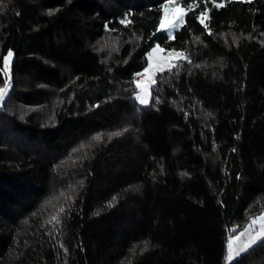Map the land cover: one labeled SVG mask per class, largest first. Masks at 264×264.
<instances>
[{
  "label": "trees",
  "instance_id": "16d2710c",
  "mask_svg": "<svg viewBox=\"0 0 264 264\" xmlns=\"http://www.w3.org/2000/svg\"><path fill=\"white\" fill-rule=\"evenodd\" d=\"M196 2L169 39L165 0H4L0 264H224L264 212V0ZM156 45L188 59L141 106Z\"/></svg>",
  "mask_w": 264,
  "mask_h": 264
},
{
  "label": "snow or ice",
  "instance_id": "6c2138e0",
  "mask_svg": "<svg viewBox=\"0 0 264 264\" xmlns=\"http://www.w3.org/2000/svg\"><path fill=\"white\" fill-rule=\"evenodd\" d=\"M10 2V0H9ZM203 2V0H201ZM250 2V0H249ZM199 7V3L196 2V0H193L192 4H188L187 6H181L177 0H165V3L162 5V15L159 17L158 21V26L156 31H164L168 34V36H172V29H175L179 27L180 25L184 24V15L190 10H192L193 7ZM214 6L216 8H221L224 7V3H215ZM4 7H6L4 0H0V10H2ZM51 14V13H50ZM200 21L202 25L207 27L205 24V20L208 19V13L206 10V5H205V10L201 11L198 16L196 17ZM122 24H128L130 23L129 20L124 19L121 20ZM211 35V32H209ZM235 42V38L234 41ZM164 52V49L161 48L159 45H156V47L152 48L151 52L148 53V67L145 68L143 73H140L142 77H146V82L141 83V81L136 82V87L141 90V94H138L136 96V99L141 103V104H146L147 103V98L150 96V91L149 88L151 85L155 84L156 81L154 79V76L157 72H163L165 66H167L169 69L177 67L175 63L165 61L164 63L157 64L155 67L153 65V59L158 53ZM13 53L11 51L8 52L7 56L4 57V70L7 71L9 68V63L10 59L12 57ZM168 57L171 58L173 55L176 57L188 59V57L185 55L183 52H175V50L168 52ZM189 63L191 61L189 60ZM199 67V65H197ZM7 87L8 83L5 82V87L0 88V100H3L6 93H7ZM112 135L119 136L121 135L120 132L113 133ZM96 140H100V136L95 137ZM59 212H63L64 209L61 207ZM56 221L57 223L59 222L58 216L54 215L51 217V220L49 221ZM257 223L260 224V230L255 234L251 235L250 238L244 242L243 244H240L239 247H237V244L241 241L242 237L249 235L253 229V226L256 225ZM235 232V229L232 230ZM264 240V212L258 217L252 218L251 222L249 225L239 233V235L235 236H229L228 241H227V255H226V261L227 264H231V262L238 256H240L242 253L247 252L250 248H252L253 245H255L258 241ZM147 243V242H145Z\"/></svg>",
  "mask_w": 264,
  "mask_h": 264
},
{
  "label": "rangeland",
  "instance_id": "374dc122",
  "mask_svg": "<svg viewBox=\"0 0 264 264\" xmlns=\"http://www.w3.org/2000/svg\"><path fill=\"white\" fill-rule=\"evenodd\" d=\"M235 1H249V0H235ZM161 12H162V8H161ZM184 18H185V15H184ZM183 25V24H182ZM182 25H180L179 27H177V28H175V29H172L171 31H172V36H168V34L166 33V32H164V31H160V32H162V33H164L165 35H167V37L169 38V39H172V37H173V35H174V33L176 32V31H178L180 28H181V26ZM156 47V46H155ZM151 52V51H150ZM149 52V53H150ZM164 53H166V52H162V53H158V54H156V56L154 57V59H153V65H154V67L157 65V64H160V63H164L165 61H169V62H172V63H174L179 57H176L175 55H173V57H171V58H169L168 57V55H164ZM167 54H168V52H167ZM148 57V56H147ZM146 67H148V59H147V66ZM168 70H170L167 66H165V68H164V71H168ZM163 71V72H164ZM144 72V71H143ZM142 72V73H143ZM158 73V72H157ZM146 82V77H144V79H143V81L141 82L142 84L143 83H145ZM149 91H150V93H151V87L149 88ZM138 94H141V90L138 88ZM149 98H150V96H148V98H147V103L146 104H141L140 102V104H141V106H145V105H147L148 103H149ZM1 102H2V100H0V104H1ZM261 215V214H260ZM260 215H257V216H253V217H249L247 220V223L244 225V227L242 228V230H240L237 234H235V235H239V233L241 232V231H243L248 225H249V223L251 222V219L252 218H255V217H258V216H260ZM260 230V224L259 223H257L256 225H254L253 226V229H252V231H251V233L249 234V235H246V236H244V237H242V239H241V241L237 244V247H239V245L240 244H243L244 242H246L249 238H250V236L251 235H255L258 231ZM235 236L234 234H229L228 235V237H227V241H228V238H229V236ZM259 242V241H258ZM257 242V243H258ZM256 243V244H257ZM254 246V245H253ZM252 246V247H253ZM245 253V252H244ZM244 253H242V254H244ZM241 254V255H242ZM226 255H227V249H226V253H225V260H224V264H227V261H226ZM240 255V256H241ZM240 256H238V257H236L234 260H236L237 258H239ZM233 260V261H234ZM232 261V262H233ZM231 262V263H232Z\"/></svg>",
  "mask_w": 264,
  "mask_h": 264
},
{
  "label": "built area",
  "instance_id": "2783aa9c",
  "mask_svg": "<svg viewBox=\"0 0 264 264\" xmlns=\"http://www.w3.org/2000/svg\"><path fill=\"white\" fill-rule=\"evenodd\" d=\"M165 55H167V53H165ZM143 79H144V77H142L141 75H137L136 78H135L136 82L137 81H141L142 82Z\"/></svg>",
  "mask_w": 264,
  "mask_h": 264
}]
</instances>
